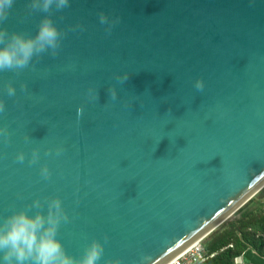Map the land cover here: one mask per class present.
Wrapping results in <instances>:
<instances>
[{
	"label": "water",
	"instance_id": "water-1",
	"mask_svg": "<svg viewBox=\"0 0 264 264\" xmlns=\"http://www.w3.org/2000/svg\"><path fill=\"white\" fill-rule=\"evenodd\" d=\"M28 2L9 32L35 35L45 13ZM101 12L119 20L110 34ZM52 18L59 54L0 72V218L59 196L69 253L107 236L98 264H167L264 188V0H70ZM238 261L264 264L251 250Z\"/></svg>",
	"mask_w": 264,
	"mask_h": 264
},
{
	"label": "clouds",
	"instance_id": "clouds-1",
	"mask_svg": "<svg viewBox=\"0 0 264 264\" xmlns=\"http://www.w3.org/2000/svg\"><path fill=\"white\" fill-rule=\"evenodd\" d=\"M16 0H0V72H13L19 74L33 62L39 60L44 54L55 57L59 54L62 40L66 33L59 29L52 18V11H62L70 6V0H29L30 12H42L45 15L40 19L35 35L23 32H9L4 26L8 20ZM101 24H107L106 31L110 34L113 24L119 20L109 21L108 16L99 14ZM129 75L117 76V80L124 83ZM22 84L21 88L26 89ZM195 88L203 91L204 81L198 78ZM9 97L16 95V88L9 82L6 87ZM111 100L117 98V90L114 86L109 88ZM90 99L98 100V90H88ZM5 101L0 99V113L5 112ZM83 114V107L77 109L78 118ZM7 127H0V136L7 141L9 139ZM51 149L46 152L51 154ZM56 155L63 152V147L55 149ZM39 150L33 149L29 164L39 161ZM16 160L23 163L25 153H17ZM41 176L47 180L51 173L47 164L40 168ZM46 204V211H44ZM35 209L34 213L32 210ZM31 213V214H30ZM71 221L59 196L46 197L44 201L35 199L30 205L13 209L9 215L0 218V264H98L104 255V243L108 237H104V243L99 239H92L86 244L83 252L77 256L69 253L58 233L62 224ZM198 251V249H197ZM105 264H121L119 258L109 259Z\"/></svg>",
	"mask_w": 264,
	"mask_h": 264
},
{
	"label": "rangeland",
	"instance_id": "rangeland-1",
	"mask_svg": "<svg viewBox=\"0 0 264 264\" xmlns=\"http://www.w3.org/2000/svg\"><path fill=\"white\" fill-rule=\"evenodd\" d=\"M258 207H260V212L258 211ZM243 212L244 216L241 217ZM249 214H257L260 216L261 221H264V188L253 196L251 200L246 202L229 220L210 233V235L203 240L204 246H206L212 254L216 255L221 251H226L231 245L234 246V249H240L234 242V240L237 239L241 245L248 246L251 244L252 246L253 243H255L259 250L262 251L259 256L264 258V231L259 229L254 221L241 225V222L245 221L244 217ZM245 237L247 239H245ZM217 240H220L219 243L221 244L219 250L217 248L219 245Z\"/></svg>",
	"mask_w": 264,
	"mask_h": 264
},
{
	"label": "trees",
	"instance_id": "trees-1",
	"mask_svg": "<svg viewBox=\"0 0 264 264\" xmlns=\"http://www.w3.org/2000/svg\"><path fill=\"white\" fill-rule=\"evenodd\" d=\"M258 211L260 212V207H258ZM243 216H244V212L241 214V217H243ZM244 219H245V221L241 222V225H245L248 222L254 221L257 224V226L259 227V229L264 231V221H261L259 215L249 214V215L245 216ZM253 237H254V235H253ZM245 239H247V238L245 237ZM219 242H220V240H217V243H219ZM234 242H235V244H237L240 247V249H238V248L234 249V246L231 245L232 247H229L226 251L219 252L212 259L207 260L203 264H240V263L236 262V258H238L239 256H243L247 250L254 251L258 255H260V253H262V251L259 250L258 246L255 243H253L252 246H251V244L246 246V245L239 244V241L237 239H235ZM220 245L221 244L219 243V245L217 246L218 250H219ZM203 246H204V244H203ZM204 248L208 253L212 254V252H210V250L206 246H204ZM255 250H258L259 252L255 251ZM242 264H247V263L243 262Z\"/></svg>",
	"mask_w": 264,
	"mask_h": 264
},
{
	"label": "built area",
	"instance_id": "built-area-1",
	"mask_svg": "<svg viewBox=\"0 0 264 264\" xmlns=\"http://www.w3.org/2000/svg\"><path fill=\"white\" fill-rule=\"evenodd\" d=\"M214 256H215L214 254L208 253L205 250L203 246V240H201L195 242L189 248L182 251L167 264H203L207 260L212 259ZM238 258H236V262L242 264L240 261H238Z\"/></svg>",
	"mask_w": 264,
	"mask_h": 264
},
{
	"label": "bare ground",
	"instance_id": "bare-ground-1",
	"mask_svg": "<svg viewBox=\"0 0 264 264\" xmlns=\"http://www.w3.org/2000/svg\"><path fill=\"white\" fill-rule=\"evenodd\" d=\"M205 240V239H204Z\"/></svg>",
	"mask_w": 264,
	"mask_h": 264
}]
</instances>
